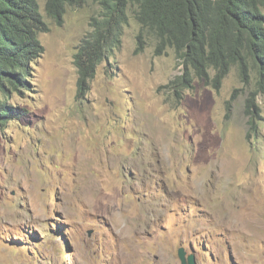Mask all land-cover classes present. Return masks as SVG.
<instances>
[{"label": "rangeland", "instance_id": "obj_1", "mask_svg": "<svg viewBox=\"0 0 264 264\" xmlns=\"http://www.w3.org/2000/svg\"><path fill=\"white\" fill-rule=\"evenodd\" d=\"M33 63L26 116L0 124V264H264V94L232 67L179 93L130 12L120 49L78 91L75 54L98 5L68 7ZM214 73L212 72L213 76ZM3 98V96H2ZM232 99V102H231ZM251 131L248 137V132Z\"/></svg>", "mask_w": 264, "mask_h": 264}, {"label": "trees", "instance_id": "obj_2", "mask_svg": "<svg viewBox=\"0 0 264 264\" xmlns=\"http://www.w3.org/2000/svg\"><path fill=\"white\" fill-rule=\"evenodd\" d=\"M88 3L99 11L75 54L79 94L88 89L99 65L120 49L132 12L141 25L136 51L153 37L155 55L173 49L183 66L170 81L178 95L195 81L219 88L235 65L245 80L254 75L257 89L249 96L247 112L255 125L251 107L257 109L255 96L264 94V0H46V11L61 24L68 7ZM48 30L39 0H0L1 125L26 116L27 109L12 104L10 97L33 90V63L45 50L40 34Z\"/></svg>", "mask_w": 264, "mask_h": 264}, {"label": "water", "instance_id": "obj_3", "mask_svg": "<svg viewBox=\"0 0 264 264\" xmlns=\"http://www.w3.org/2000/svg\"><path fill=\"white\" fill-rule=\"evenodd\" d=\"M178 253L183 264H196L193 255H186V251L183 247L179 248Z\"/></svg>", "mask_w": 264, "mask_h": 264}, {"label": "bare ground", "instance_id": "obj_4", "mask_svg": "<svg viewBox=\"0 0 264 264\" xmlns=\"http://www.w3.org/2000/svg\"><path fill=\"white\" fill-rule=\"evenodd\" d=\"M133 8V7H132ZM5 110V109H4Z\"/></svg>", "mask_w": 264, "mask_h": 264}]
</instances>
